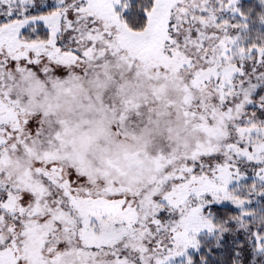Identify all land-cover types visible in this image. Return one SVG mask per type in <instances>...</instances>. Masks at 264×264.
<instances>
[{
  "label": "snow or ice",
  "instance_id": "obj_1",
  "mask_svg": "<svg viewBox=\"0 0 264 264\" xmlns=\"http://www.w3.org/2000/svg\"><path fill=\"white\" fill-rule=\"evenodd\" d=\"M0 264H264V0H0Z\"/></svg>",
  "mask_w": 264,
  "mask_h": 264
}]
</instances>
